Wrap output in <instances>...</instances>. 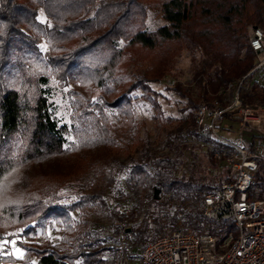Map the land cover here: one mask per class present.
Wrapping results in <instances>:
<instances>
[{
    "label": "trees",
    "instance_id": "1",
    "mask_svg": "<svg viewBox=\"0 0 264 264\" xmlns=\"http://www.w3.org/2000/svg\"><path fill=\"white\" fill-rule=\"evenodd\" d=\"M147 7H155L166 23L146 29ZM253 26L264 29V0H0V184L9 175L16 178L12 196L0 203V238L6 230L28 238L15 241L23 249L21 257L0 254V264H109L100 254L107 246H100L91 230L87 210L117 214L109 210L104 194L114 181L113 161L137 132L132 91L139 89V96L159 112L148 82L157 80L170 67L175 51L185 46L203 54L194 71L203 100L215 97L220 102L255 64L249 45ZM154 49L155 57L146 55ZM49 77L66 86L68 123L59 121L50 108L45 88ZM258 87L255 82L240 86L243 103ZM174 89L186 95L178 85ZM258 95L264 103V91ZM187 99L195 109L197 103ZM189 122L197 137L211 138L195 129L194 112ZM211 139L206 171L192 166L186 174L172 176L165 168L172 160L165 156L164 169L150 173L149 163L155 168L162 161L155 155L127 167L125 184L136 194L150 195L155 229L174 226L186 213L182 223L193 231L206 230L220 238L235 230L231 218H207L195 204L204 192L229 179L228 164L216 171L217 158L225 154ZM184 146L198 157L192 144ZM83 173L90 177L78 193H64V185ZM155 185L165 193L162 201L152 196ZM249 194L264 199V171ZM143 197L138 196L139 223L129 229L134 242L156 233L150 231L148 210L141 211ZM173 203L174 209L158 214ZM52 223L61 227L58 239L36 240Z\"/></svg>",
    "mask_w": 264,
    "mask_h": 264
},
{
    "label": "rangeland",
    "instance_id": "2",
    "mask_svg": "<svg viewBox=\"0 0 264 264\" xmlns=\"http://www.w3.org/2000/svg\"><path fill=\"white\" fill-rule=\"evenodd\" d=\"M39 18H43L41 10L39 11ZM166 23L165 19L161 16L160 12L155 7H147L144 17V24L146 29H153L161 24ZM261 27V26H260ZM252 28V27H251ZM249 29V35L251 32ZM263 28V27H261ZM45 41H40V48H45ZM146 55L153 58L155 57L157 50H149L145 52ZM203 54L199 49H189L185 46L179 47L172 56L170 67L157 79L150 80L148 84L156 92V99L159 103V112H155L149 102L139 96L140 90L135 89L132 91L133 99V114L136 120L137 132L135 135L126 139L127 147L124 148L116 157L112 163L114 181L110 184L104 194V198L109 210H116L117 214L110 216L104 209H88L87 216L89 217L90 228L100 238V246L104 247L100 254L105 256L109 260L113 243V229L112 221L120 219L123 216L125 210H127V221L131 226H137L140 220V214L138 215L136 210L138 206V196H144L143 206L148 210V215L154 214L150 211L152 201H150V195H145L143 192L136 194L133 192L124 181L126 176V170L129 164L133 162H147L152 155L158 156L162 161H158L159 165L152 167V163H149L148 170L150 173H154L155 170L162 169L161 165L168 161L163 157L169 156L172 160L167 169L172 176H178L181 172L185 174L190 167H197L206 171L209 166L210 154L208 148H210L214 142L211 138L203 140L201 137H197L192 133L191 124L189 122V113L194 112V108L189 105L187 98H190L195 103L203 100L201 94V88L197 84L194 78V71L201 63ZM257 56L254 52V63H257ZM145 66L149 65V60L144 62ZM135 64H131L130 68H134ZM207 76L204 74V78ZM253 82L259 84L261 87L257 88V91L253 92L252 97L246 95V102L252 107L264 106L262 98L258 93L264 91V64L261 69H258L252 76L245 80L246 87L250 86ZM179 86L186 95H182L180 91L175 90L176 86ZM46 93L48 100L50 101V108L59 121L68 123L70 106L68 105L65 85L58 83L54 78L49 77L46 85ZM248 89V88H247ZM246 89H242V92ZM225 98L218 101L220 105H226L232 99V91L229 90L224 94ZM215 97L207 99L208 101L214 100ZM236 116V115H235ZM238 117L227 114V118L221 121L220 133L226 134L228 138L236 143L249 144L253 140V135H258L257 124L254 122L247 123L246 126H241ZM232 123V124H228ZM226 128H223V127ZM185 143L192 144L193 150L196 151L198 157L193 158L188 149L184 146ZM217 166L216 171H223V166L226 165L224 158H217L215 163ZM89 173H83L80 177L64 185L63 191L70 196H74L78 193L80 185L89 179ZM2 184H0V203L8 196H12L16 185L15 176L4 177ZM216 181V180H215ZM217 182H212V185H216ZM14 186V187H13ZM157 199L162 201L165 197V193L158 185ZM173 204H166L161 207L158 214H162L166 210L174 209ZM144 211V212H146ZM71 213L77 216V211L72 210ZM149 223L154 229L151 232L154 234L167 231L176 225H184L180 221L178 216L174 226L164 225L163 230L155 229L156 225L152 220V216L149 217ZM185 226V225H184ZM61 234V227L52 223L47 226L44 233H38L35 236L36 240H40L42 236L47 237L50 240H57ZM16 239L28 241V238L19 236L14 230H6L3 236L0 238V254L11 253L13 256L19 258L23 254V249L16 244ZM149 240V239H148ZM131 241V240H130ZM147 241V240H145ZM131 241L132 249L136 253L139 247L145 242ZM31 260L34 261L35 257L31 255ZM72 264H80L78 260H75Z\"/></svg>",
    "mask_w": 264,
    "mask_h": 264
},
{
    "label": "built area",
    "instance_id": "3",
    "mask_svg": "<svg viewBox=\"0 0 264 264\" xmlns=\"http://www.w3.org/2000/svg\"><path fill=\"white\" fill-rule=\"evenodd\" d=\"M249 45L258 60L239 79L231 101L220 105L215 99L201 100L194 109L195 129L219 143L216 147L223 151L230 166L229 179L204 192L195 204L207 218H231L235 230H227L219 238L206 230L193 231L180 224L145 241L135 253L125 210L122 218L111 224L109 264H264V199L249 194L258 174L264 171V106L252 107L243 103L240 96V86L246 85L245 80L264 64L263 28H251ZM226 112L238 117L241 126L256 123L258 135L249 144L231 141L219 131ZM214 150L218 156V150ZM185 218L183 213L180 221Z\"/></svg>",
    "mask_w": 264,
    "mask_h": 264
},
{
    "label": "water",
    "instance_id": "4",
    "mask_svg": "<svg viewBox=\"0 0 264 264\" xmlns=\"http://www.w3.org/2000/svg\"><path fill=\"white\" fill-rule=\"evenodd\" d=\"M152 196L154 197V198H156L158 195H157V188H153V191H152ZM128 229V228H127Z\"/></svg>",
    "mask_w": 264,
    "mask_h": 264
}]
</instances>
